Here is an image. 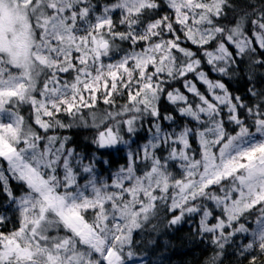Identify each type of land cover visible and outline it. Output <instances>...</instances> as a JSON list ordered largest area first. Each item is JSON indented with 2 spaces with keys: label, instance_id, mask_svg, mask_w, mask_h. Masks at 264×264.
I'll return each mask as SVG.
<instances>
[{
  "label": "snow or ice",
  "instance_id": "snow-or-ice-1",
  "mask_svg": "<svg viewBox=\"0 0 264 264\" xmlns=\"http://www.w3.org/2000/svg\"><path fill=\"white\" fill-rule=\"evenodd\" d=\"M229 10L233 26L223 23ZM262 54L264 4L251 0L239 7L231 0H0V195L17 215L16 227L0 231V264H129L134 233L160 209L172 214L169 227L199 217L198 234L217 249L207 264H221L238 234L251 237L238 254L257 264L264 256ZM201 57L221 77L238 74L246 60L254 102L210 79ZM177 80L184 92L169 87ZM117 96L126 103L117 107ZM162 98L182 123L162 114ZM101 101L110 106L102 114L85 111ZM74 125L96 130L91 154L55 134ZM145 127L149 136L136 145ZM108 151L123 152L125 163L104 178ZM254 210L250 231L242 221ZM8 222L0 213V228Z\"/></svg>",
  "mask_w": 264,
  "mask_h": 264
},
{
  "label": "trees",
  "instance_id": "trees-1",
  "mask_svg": "<svg viewBox=\"0 0 264 264\" xmlns=\"http://www.w3.org/2000/svg\"><path fill=\"white\" fill-rule=\"evenodd\" d=\"M231 2L239 7L248 4L249 0H231ZM251 3L259 6L260 4H264V0H251ZM235 20L236 15L229 10L228 18L224 20L223 23L228 26H233ZM246 30L250 38L253 39V46L258 49L254 37H251L250 24L247 25ZM184 43L185 46L197 51L199 55V50L196 49L194 45L187 42ZM206 47L211 49V46ZM230 50L232 51L233 49L230 47ZM201 59V66L204 71L208 73L210 79L221 80L226 84L233 96H241L246 103L251 105L254 102L253 97H251L247 91L250 83L245 74L248 63L246 60L239 61L240 71L238 74L230 77H221L220 75H215L210 70V66L206 64L203 57H201ZM262 71H264V69H262ZM189 78H192L193 82L197 83V87H201V85L194 79V74H189ZM256 86L258 88L264 86V76L257 74ZM169 87H176L182 92L185 91L182 80L174 81ZM126 99V97L117 96V107L126 103ZM160 106L162 114L172 113L176 117L177 123H182L184 121L185 118L180 117L178 112L175 111V107L169 104L166 99L162 98ZM109 107V105H105L101 101L97 104L95 109H87L85 111H94L98 114H102L106 109H109ZM21 112L30 122L33 120L30 106H22ZM70 119V117H67L65 122H70ZM164 124L166 125V121ZM55 134L69 136L71 138L70 146L76 148L78 152L89 155L95 151V146L91 143L96 134V130L93 128H83L74 125L69 129H58ZM147 138L148 134H144V129H141L135 138L136 145L145 143ZM136 145H133V147L135 148ZM104 159L110 161V167L108 165L100 166L99 170L103 173L104 178H107L111 172L115 171L125 163L123 152L117 153L115 151H108L106 152ZM12 183L14 190L18 191V186L15 182ZM12 208L13 206L7 202L6 198L3 195H0V213L7 215L12 211ZM171 215V213H166L163 209H160L158 215L146 225L145 230L134 233L133 250L136 252V257L132 262H129V264H207L209 258L217 251V249L211 243L208 235L198 234L199 217L196 215L186 217L185 221L181 224L169 227L167 225V220L170 219ZM255 219L256 214L254 211V214L249 215L248 218L242 222H245L246 226L249 227L251 231L257 227ZM153 225H155V231H153ZM1 230L2 228H0V231ZM226 231L229 230L226 229ZM250 238L251 237L247 234H238L236 237H233L234 242L225 247L224 255L221 258V264H248V257L240 256L238 250L239 246L247 243ZM257 264H264V256L260 257Z\"/></svg>",
  "mask_w": 264,
  "mask_h": 264
},
{
  "label": "rangeland",
  "instance_id": "rangeland-1",
  "mask_svg": "<svg viewBox=\"0 0 264 264\" xmlns=\"http://www.w3.org/2000/svg\"><path fill=\"white\" fill-rule=\"evenodd\" d=\"M229 47H231V46H229ZM233 50H232V52L233 53H235V49L233 48V47H231ZM231 51V50H230ZM106 60H107V58H105ZM214 73V72H213ZM215 75H219V74H217V73H214ZM214 80H218V79H214ZM198 82V81H197ZM199 83V82H198ZM200 84V83H199ZM201 85V87L199 88L202 92H205L206 93V87L204 86V85H202V84H200ZM188 95H189V97L191 98V94L190 93H188ZM68 116H64V115H61L60 117H59V119H61V120H63V121H65V119L67 118ZM33 119H34V117H33ZM179 124V123H178ZM165 126H167V122H166V125ZM147 127V126H146ZM146 127L144 128V134H148V132L146 131ZM148 136H149V134H148ZM177 173L179 172V169H176L175 170ZM255 211V210H254ZM7 216L9 217V219H10V222H8V224L5 226V227H3L2 228V230L1 231H4V232H10L14 227H16V225H17V215H16V213H15V209H14V206H13V208H12V211L9 213V214H7Z\"/></svg>",
  "mask_w": 264,
  "mask_h": 264
}]
</instances>
